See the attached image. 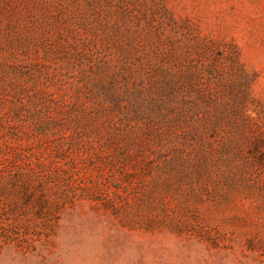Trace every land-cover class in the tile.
<instances>
[{"label": "rangeland", "instance_id": "1", "mask_svg": "<svg viewBox=\"0 0 264 264\" xmlns=\"http://www.w3.org/2000/svg\"><path fill=\"white\" fill-rule=\"evenodd\" d=\"M0 264H264V0H0Z\"/></svg>", "mask_w": 264, "mask_h": 264}]
</instances>
